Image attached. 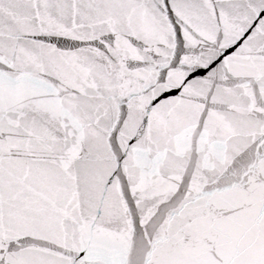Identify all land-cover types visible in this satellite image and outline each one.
I'll list each match as a JSON object with an SVG mask.
<instances>
[{"label": "snow or ice", "instance_id": "obj_1", "mask_svg": "<svg viewBox=\"0 0 264 264\" xmlns=\"http://www.w3.org/2000/svg\"><path fill=\"white\" fill-rule=\"evenodd\" d=\"M0 264H264V0H0Z\"/></svg>", "mask_w": 264, "mask_h": 264}]
</instances>
